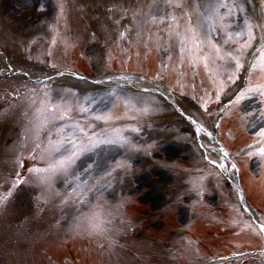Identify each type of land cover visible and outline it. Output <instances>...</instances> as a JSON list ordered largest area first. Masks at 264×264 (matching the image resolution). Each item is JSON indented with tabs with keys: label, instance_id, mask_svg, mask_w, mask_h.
Returning <instances> with one entry per match:
<instances>
[{
	"label": "snow or ice",
	"instance_id": "1",
	"mask_svg": "<svg viewBox=\"0 0 264 264\" xmlns=\"http://www.w3.org/2000/svg\"><path fill=\"white\" fill-rule=\"evenodd\" d=\"M188 4L191 10L186 7ZM173 6L185 9L186 23L181 29L173 16L172 24L166 30L168 41L174 39L179 45L181 63L186 59L193 68L203 66L215 87L214 98L206 94L202 105L204 111H208L209 102L220 104L221 97L236 86L234 96L222 105V112L230 111L233 105L240 106L242 102L249 101L243 105L246 115L242 119L248 130L255 132L256 143L248 145L245 155L249 159L258 156L264 160V0H259V3L256 0H182ZM127 11L122 10L121 19L126 18ZM159 11V5L149 7L148 23L156 21ZM141 15L139 10L133 12V22L137 29L143 27L142 20L136 19ZM116 23L119 24V21ZM160 23H164V20L161 19ZM131 30L126 27L120 32V39H125ZM168 47L170 44H166V50ZM50 66L56 68L55 64ZM66 74L71 73L58 72L60 76ZM54 80L55 77L46 74L45 78H38L43 87L29 90L30 118L23 146L26 147L30 141L32 147L27 159H38L44 165L28 169L34 182L32 186L40 190L36 197L38 204H47L53 197H57L63 208L89 203L88 194L92 192H97L98 198L103 197L98 186L103 183L111 188L121 171L131 169V156L142 150L131 134L139 133L140 129L117 127L115 121L136 119V116L129 115L131 112L148 115L156 111L159 101L153 92L158 90V86L145 83L143 77L119 75L110 80L93 81L94 84L106 85L104 89L96 90V94L85 92L81 97L75 92L57 93L58 99L54 100L49 84V81ZM129 82L135 86V91L128 87ZM253 99L260 105L259 108L250 102ZM120 106L127 111L122 116H116L114 110ZM222 112L216 113L214 127L217 129ZM25 115L29 116V113ZM77 116L84 119H78ZM191 123L195 133H203L210 138V143L215 139L213 133L204 129L196 120ZM98 125L104 127L98 129ZM256 145L260 146L257 148ZM198 147L207 148L208 145L200 144ZM219 153L220 157L209 158L210 154L202 157L215 170L189 180V195L195 194L198 199H202L207 190L205 182L209 175L215 176L219 182L238 171L234 159L226 163L231 153L223 149H219ZM85 157L89 162L82 164ZM24 159L22 154L17 157L15 163L18 169L24 167ZM58 180L63 181V190L55 187ZM29 184L30 181L17 172L9 189L0 193V212L6 210L18 190H23ZM240 198L243 199L242 195ZM90 207L89 213L76 218L77 223L73 226L76 231L83 230L89 234L119 231L106 227L112 223V219L101 216L97 211L98 204ZM122 207V204H118L115 210ZM115 210L109 211L108 217H113ZM258 219L259 232L264 235V218ZM227 259L221 258L222 262Z\"/></svg>",
	"mask_w": 264,
	"mask_h": 264
},
{
	"label": "rangeland",
	"instance_id": "2",
	"mask_svg": "<svg viewBox=\"0 0 264 264\" xmlns=\"http://www.w3.org/2000/svg\"><path fill=\"white\" fill-rule=\"evenodd\" d=\"M37 1L38 0H0V43L6 48L5 51L12 61L20 67L44 75V73L49 70V66L55 64L58 70L90 73L92 79L97 80L103 79L107 74L111 73L108 72V69L111 67L114 59L120 71L129 63L130 58L134 60L136 54H133V52L132 54L130 53L132 48L129 44L127 45L126 38L120 39V34L118 33L120 32L119 27L114 25L113 20L108 22L101 10L103 7L101 2L105 0H92L91 2L89 0L88 2L86 0H81V3L78 2L79 0H76L78 5L74 12L66 0H60L59 2L58 0H45L44 5H42L43 7H41ZM142 1L144 2V7L148 10L151 5H156L157 3V0ZM171 1L176 0H170L166 5L170 10L168 17L171 18L179 14H184L185 9L174 7ZM18 2L23 4V6H27V12H17L15 7ZM48 2L53 3L50 5ZM256 2L259 3V0H256ZM159 7L162 8L161 4ZM186 7L191 10L190 4L186 5ZM66 11L69 13L68 26H64L66 18L61 16L64 15ZM100 15L104 18L103 22L100 21ZM193 17L195 18V15H193ZM105 28H110V30L116 32L112 34L109 40L104 39L105 35L102 29ZM154 29L156 34L160 32V28L157 27V25L154 26ZM92 30L95 35L96 32L98 33V37H92L90 35ZM132 32L133 33L130 35L134 37L135 43L140 44V42H142L141 28L137 29L133 27ZM139 32L140 38L136 40L135 36H139ZM38 35L42 36V39L44 38L41 40V44L31 47L34 55L24 54L25 56H23L21 48H18V45L9 38L11 36H21L20 39H28L32 36H36L39 40ZM160 41L161 37H159L158 40H152V50L157 51V59L158 54L162 50V47L158 45ZM42 60H44L43 64H48L43 65L40 62ZM155 61L156 58L154 59V62ZM157 64L158 62L156 65ZM139 66L140 60H135V70H138ZM150 69L153 71L154 66ZM155 74L156 70L154 76ZM66 83L67 90L63 94L75 92L81 97L85 92L96 94L95 91H89L91 82L70 79L66 81ZM235 87L236 86H233L230 92L233 91ZM210 88L211 86L206 84L205 89L201 90V94L206 93ZM201 94L196 101L197 105L186 101H179L180 106L197 122L203 123V121H206L207 123H213L215 110L210 106L212 102L208 103V111L205 112L202 105L206 98V94ZM68 98L71 99V97ZM245 103L248 102H242L238 108L243 117L246 115L243 110V105ZM254 107L259 108L256 105H254ZM122 108L124 107L122 106ZM159 108L161 109L160 111L156 110V112H152L148 115L142 114L144 118H152L156 126L149 124L139 128L140 131L138 135L135 136L134 141L142 150L131 156V170L120 172L116 176L115 181H113V186L111 188H107L105 184L101 183L98 188L99 191L103 192V197L98 198V193L92 192L88 194L89 203L79 204V208L82 209V211H86L90 209V205L100 199L106 200L107 202H105V204L110 207H112V204L118 203L125 198H132L135 200L133 204L134 209L130 208L129 210V213H131L129 215L133 217L132 221L129 223V227L135 230L129 235L133 236L132 241L137 242L139 251L136 253L137 256L134 260H131V253V256L128 257L121 254L118 257L119 264L154 263L152 259H155L153 257L154 253L159 249L158 241L164 246L165 243L169 242L174 236L180 237L177 232V226L187 227L192 221V214H189L190 211L184 207L178 209L177 215L170 213L171 209H175V206H182V197L185 202L184 205H186L188 201L195 200V197L192 196L191 199L187 196L186 189L190 188L188 187V181L190 180L188 178L190 177H186L184 175L185 173L182 171H178L175 175L176 170L172 173L167 166L179 164L186 168L193 169L192 171L200 169L203 166L206 167L205 162L197 159L196 152L191 146L193 139L192 132L190 131L191 126L184 121L178 112L173 111L167 105H160L157 109ZM157 111L159 113H157ZM135 113L136 112H131L129 115L134 116ZM74 115L76 114L74 113ZM77 117L84 118L81 116ZM253 119L255 118L253 117ZM239 127L243 129L244 133L255 136V132L249 131L245 126L244 120L241 121ZM99 128L101 127L98 126V129ZM184 139L185 142L183 141ZM259 146L260 145H256L257 148ZM2 157L3 152L0 151V159H2ZM257 157H253L252 159L257 160ZM257 165V170L260 171V165L258 163ZM250 181L253 182L251 179ZM59 185L63 190V181H61ZM249 185L247 187L248 194L253 197L252 194L254 193L255 197H257L258 192H260L259 200L262 201L264 195L261 193L260 185L256 184L257 187H253V183ZM218 186L219 184L216 181H213L209 185V190L206 186L207 190L204 194V198L211 208L219 206L221 196L223 195V191L220 188L218 189ZM226 187L231 191L228 186ZM188 198H190V200H188ZM29 201V195L23 196V198L20 199L23 207L25 203ZM77 208L78 207L72 206L67 214H74ZM202 227L203 228L195 230L193 233L196 237L201 239V241H206L203 243V249L206 250L204 253L207 256H209L211 252L215 254L226 253L230 251L231 248L234 249V246H236L235 249H237V252L242 251L240 249L245 246H249L247 248L250 249L254 248L252 243L244 241H233L234 243L232 245H230L229 242H222L217 246V243H215L216 241H213L210 237L212 235L210 229L204 226ZM3 230L4 229H2V231ZM3 232L5 236H8V234H6L8 233L7 230ZM19 234L20 233H14L12 231V235H15L16 239ZM5 236L1 237L0 245L8 250L7 247H9L13 241ZM22 236H24V234H22ZM127 238L131 241L128 237V233ZM55 242L60 243L56 245L54 244ZM43 251H46V253L49 251L57 260L61 259L63 255L75 253L72 258L80 259L77 264H81V262L82 264H112L115 261V256H113V258L104 251L85 254V247L81 240L72 241V238L68 235L65 238L55 240L53 243L43 244V246L37 248L36 252H39L37 255H34L30 250H14L15 253H11V255H13L12 258L15 259V263L13 264H16V259L19 264H23V260L28 261L26 264H46L43 263V255L41 253ZM39 257L42 261L39 260ZM36 259H38V261ZM142 261H146V263ZM8 262L9 259L3 258L2 256L0 257V264H9Z\"/></svg>",
	"mask_w": 264,
	"mask_h": 264
},
{
	"label": "bare ground",
	"instance_id": "3",
	"mask_svg": "<svg viewBox=\"0 0 264 264\" xmlns=\"http://www.w3.org/2000/svg\"><path fill=\"white\" fill-rule=\"evenodd\" d=\"M21 2V1H20ZM20 2H18V4L16 5V10L18 13H21V11H25L27 12V6H23V4H21Z\"/></svg>",
	"mask_w": 264,
	"mask_h": 264
}]
</instances>
